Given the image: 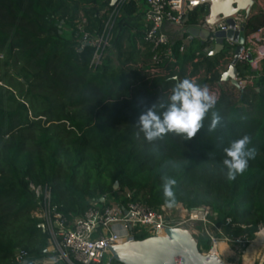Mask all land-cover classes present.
Masks as SVG:
<instances>
[{
	"label": "trees",
	"instance_id": "16d2710c",
	"mask_svg": "<svg viewBox=\"0 0 264 264\" xmlns=\"http://www.w3.org/2000/svg\"><path fill=\"white\" fill-rule=\"evenodd\" d=\"M111 2L0 0V264H15L18 250L27 251L31 261L41 258L48 244L41 220L32 216L31 183L49 185L64 214H81L92 201L116 193V181L120 189L135 191L136 200L163 205L161 178L167 175L176 181L177 203L210 206L218 221L231 220L230 235L252 241L264 227V59L261 70L250 62L237 65L240 76H253L243 91L221 82L216 69L229 64L228 50L194 62L202 45L194 39L182 50L186 33L170 35L171 55L162 46L155 62L136 0L125 1L105 31L116 5ZM80 12L92 39L105 32L102 56L114 54L117 64L108 57L94 64L97 46L81 47ZM207 12V6H198L189 24ZM263 27L260 10L249 17L246 30L252 34ZM173 77L220 87L214 109L220 123L207 131L210 110L190 140L169 133L148 142L135 123L157 98L166 99ZM244 135L255 157L229 181L222 150Z\"/></svg>",
	"mask_w": 264,
	"mask_h": 264
},
{
	"label": "built area",
	"instance_id": "2783aa9c",
	"mask_svg": "<svg viewBox=\"0 0 264 264\" xmlns=\"http://www.w3.org/2000/svg\"><path fill=\"white\" fill-rule=\"evenodd\" d=\"M127 0H119L114 10L110 13L105 25V31L112 27L115 17L119 15L121 5ZM192 0H145L141 5V0H136L145 14V41L153 46L155 55L153 60L158 62L160 55L158 50L166 46L167 56L171 55L170 38L163 31L166 23L184 26V20L189 15V5ZM199 1V0H196ZM208 12L198 17L197 22L192 25L200 30L208 31L209 36L204 40L202 49L195 51L194 62L202 60L203 56L210 55L217 44L218 32H228L231 29L229 20L233 22V29L240 31L248 21L245 11H239L229 17H224L215 23H208ZM87 19L82 14L78 21L77 28L83 34L81 47L87 44L97 46L94 54L93 63L97 64L103 55V49L107 44V38L104 33L92 39L90 33L85 30ZM247 31V30H246ZM259 31L264 32V27ZM258 31V32H259ZM247 34L246 44L243 53L240 56L238 64L249 62V54L252 52L248 48V40H254L261 49L259 50V59H264V35L258 37V33ZM188 36L187 39H189ZM201 43L202 39L197 38ZM260 42V43H259ZM237 43L232 39L224 38V50L232 56L228 65H221L216 69L222 74L224 66L231 64ZM182 50L186 49L183 45ZM100 50V51H99ZM253 69H257V61L251 64ZM253 76L242 77L237 73L239 91L252 83ZM194 80V79H193ZM221 82H223L221 80ZM233 85L231 82H228ZM234 86V85H233ZM210 92L217 96V101L221 96V89L218 86L208 87ZM30 189L36 200V207L32 211V216L41 220L46 226L48 234V244L43 249V257L35 260L28 259V252L18 250L15 254V264H23L26 260L28 264H113L116 262L112 258V253L108 245H116L125 242L131 236L146 233L149 236H167V228H185L189 223L216 225L220 226L219 233L210 235L213 245L221 240L226 242L246 241L241 238H234L232 235L222 234V227L230 226L231 220L218 223L210 206H201L189 208L181 203H177L173 208H168L165 204L153 207L142 200L135 199V191L128 188L116 190V193L103 196L99 201H92L90 207L81 214H64L58 209V206L52 200V188L49 185L30 184ZM186 215V217H183ZM148 236V237H149ZM222 237V238H221ZM233 237V238H232ZM107 244H106V242ZM249 242V240H247Z\"/></svg>",
	"mask_w": 264,
	"mask_h": 264
},
{
	"label": "water",
	"instance_id": "95a60500",
	"mask_svg": "<svg viewBox=\"0 0 264 264\" xmlns=\"http://www.w3.org/2000/svg\"><path fill=\"white\" fill-rule=\"evenodd\" d=\"M118 0H112L111 5L114 6ZM198 6L208 7V23H215L224 17H229L239 11H245L248 18L253 15L254 7L257 6L256 0H192L190 1L189 11L192 12ZM190 16L187 15L184 25H188ZM231 29L228 32H218L217 44L211 56H216L224 50V38L228 37L237 43L233 60L228 69L222 74L223 82H231L238 87L236 80L238 69L237 65L246 44V24L240 31L233 29L234 25L229 20ZM187 32L192 37H200L204 40L208 38V31H201L196 27L189 26ZM249 62H254L253 55L249 54ZM256 70V69H254ZM120 187L119 181L114 184V190ZM40 227L46 232L44 223ZM167 236H149L143 239H136L134 236L128 238L125 242L116 245H108L111 250L112 258L120 264H226L218 255L203 254L198 246L197 240L192 233L184 228H167ZM219 247L218 253L224 255L225 258H231L237 255L232 251L226 242H217ZM23 264H28L26 260Z\"/></svg>",
	"mask_w": 264,
	"mask_h": 264
},
{
	"label": "clouds",
	"instance_id": "9594fccd",
	"mask_svg": "<svg viewBox=\"0 0 264 264\" xmlns=\"http://www.w3.org/2000/svg\"><path fill=\"white\" fill-rule=\"evenodd\" d=\"M173 80L176 82L166 99L157 98L141 111L135 123L139 133L148 142L161 140L169 133L182 140H190L204 127V119L210 110L211 120L207 131H215L220 123L221 117L214 110L218 98L207 86H201L188 78L173 77ZM222 151L224 156L221 164L226 169V179L229 181L243 174L249 167V161L255 157V148L248 135L230 141ZM161 179L164 204L173 208L177 204L173 191L176 181L167 175Z\"/></svg>",
	"mask_w": 264,
	"mask_h": 264
},
{
	"label": "rangeland",
	"instance_id": "374dc122",
	"mask_svg": "<svg viewBox=\"0 0 264 264\" xmlns=\"http://www.w3.org/2000/svg\"><path fill=\"white\" fill-rule=\"evenodd\" d=\"M256 1H257V5H260V9L264 10V0H256ZM141 5H144V1L143 0H141ZM255 8H254V10H255ZM79 15L82 16V12H80ZM66 29H67V32L69 34L72 32V30L69 28V26H66ZM109 30H110V27L107 29L106 32L108 33ZM105 57H106V59H105ZM107 57H108V55H107V53H105L104 56H102L101 59L98 60L97 64H101L102 62L107 61L108 59L112 63L117 64L116 56L114 54L111 57H108V59H107ZM0 84L2 85L3 82H0ZM225 87L227 89V88H229V85L227 84ZM178 203H181V204L185 205L183 202H178ZM202 206H207V205H202ZM199 207H201V206H199ZM215 216H217V215H215ZM183 217H186V215H184ZM218 223L222 224V222H220V221H218ZM219 227L220 226L217 223H216V225H211V224L203 225V224H191V223H189V224H187L185 226L184 229H187V230H189L192 233V235L194 236V238L198 242V246H199L200 251L203 254L207 255V254H211L212 253V250H213V247H214L213 242H212L209 234L210 235L218 234L219 233ZM228 227L229 226L222 227V231H223L222 234H224V235H228L229 234ZM260 228H262V227H260ZM260 228H259V230H260ZM148 236L149 235L146 234V233H142V234L138 233L136 235L137 239L146 238ZM255 237H256V233H255L254 238ZM234 238H240V237H234ZM241 240H243V239H241ZM222 241H224V240H221V242ZM246 242H247V240L246 241H242V242H238V241L227 242L229 244L230 248L232 249V251H234L237 255H233L231 258H226L225 260H224L225 257L223 258V256H219V255L218 256L226 264H243V258H242L243 253H244V251L247 249V247L250 244V241L247 242V245H246ZM263 255H264V241H263V244L259 247V249L256 252V256H255V260H254L253 264H264V256ZM114 264H115V262H114Z\"/></svg>",
	"mask_w": 264,
	"mask_h": 264
},
{
	"label": "crops",
	"instance_id": "0c3cea01",
	"mask_svg": "<svg viewBox=\"0 0 264 264\" xmlns=\"http://www.w3.org/2000/svg\"><path fill=\"white\" fill-rule=\"evenodd\" d=\"M143 6V5H142ZM256 7V8H255ZM254 8H255V10H253V14L254 13H257L258 11H260L261 9H260V5H257V6H255ZM189 26H191V27H194V26H192V25H189ZM189 26H178V25H175V24H170V23H166V24H164V26H163V31L166 33V34H168V36H170V35H174V36H178V37H183L184 36V34L186 33L187 35H186V38H185V40H184V45L185 46H187V48H191L192 47V44H191V41L192 40H196L197 42H198V40H197V38L198 37H192V35H190L188 32H187V29H188V27ZM197 28V27H196ZM200 30V29H199ZM202 31V30H201ZM258 37H262L263 35H264V32L263 31H259L257 34H256ZM188 36H190V38L189 39H187L188 38ZM200 43V42H199ZM260 43V42H259ZM201 44V43H200ZM260 44H258L257 42H255L254 40H248V42H247V46H248V48H251V54L253 55V58L257 61V70H261V68H262V65H263V63H262V60H260L259 59V50L261 49V46H259ZM227 70V66H224L223 68H222V71H226Z\"/></svg>",
	"mask_w": 264,
	"mask_h": 264
},
{
	"label": "bare ground",
	"instance_id": "6f19581e",
	"mask_svg": "<svg viewBox=\"0 0 264 264\" xmlns=\"http://www.w3.org/2000/svg\"><path fill=\"white\" fill-rule=\"evenodd\" d=\"M263 241H264V227L260 228V230L256 233V237L252 241H250L249 246L244 251L243 256H242L243 264H253L254 263L256 252L259 249V247L263 244ZM222 242H226V241H222ZM216 244H214L212 253L220 256V254L218 253L219 247ZM227 245L230 248L228 243ZM221 256H223V258L225 257L224 255H221Z\"/></svg>",
	"mask_w": 264,
	"mask_h": 264
}]
</instances>
